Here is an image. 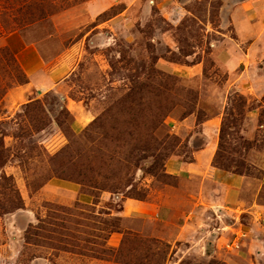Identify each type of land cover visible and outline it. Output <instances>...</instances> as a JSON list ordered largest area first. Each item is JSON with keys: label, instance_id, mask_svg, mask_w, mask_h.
Instances as JSON below:
<instances>
[{"label": "rangeland", "instance_id": "rangeland-1", "mask_svg": "<svg viewBox=\"0 0 264 264\" xmlns=\"http://www.w3.org/2000/svg\"><path fill=\"white\" fill-rule=\"evenodd\" d=\"M88 1L0 0V264H246L252 232L220 248L200 240L217 227L211 210L196 213L211 226L176 241L200 190L212 203L218 187L172 173L170 162L191 163L190 139L199 147L200 125L218 117L205 178L217 167L243 175V209L264 207V15L250 17L242 42L226 0H135L110 24L124 6L92 17ZM10 40L29 47L40 81L60 59L71 69L83 60L65 80H37L7 115L10 92L32 83L25 68H34ZM230 51L236 65L225 66ZM139 205L170 207L171 220ZM262 245L251 264H264Z\"/></svg>", "mask_w": 264, "mask_h": 264}, {"label": "crops", "instance_id": "crops-1", "mask_svg": "<svg viewBox=\"0 0 264 264\" xmlns=\"http://www.w3.org/2000/svg\"><path fill=\"white\" fill-rule=\"evenodd\" d=\"M135 0H89L87 3V9L92 17H96L100 15V13L109 8H112L115 4H122L124 6L123 11L121 14H119L117 17H115L113 20L108 22L107 24L112 23V21H115L116 19H120L124 16H126L130 11H132V7H136L137 4L134 3ZM230 1V2H228ZM262 0H226V5L223 6L222 12L224 14H227L228 17H233L237 14L235 19L230 20L229 24H240V28L244 26V30L240 31V38L242 42H245V39L251 36L249 35V32H247V26L248 24H251V16L258 17L259 15H264V10L262 9L264 4L261 2ZM236 12V14H235ZM243 14V15H241ZM240 16H244L246 18L245 23L241 22ZM229 19V18H228ZM240 22V23H239ZM248 23V24H247ZM238 27V26H237ZM253 30H251L252 32ZM8 47L12 50V52L15 53L16 58L21 62L22 60L30 61V64L34 66L32 67L31 71H28V68H25L26 73H30V76H27L30 80L32 79V83L28 84L25 87L19 88V90H13L10 92L9 97H13V101L11 102L12 105H10L8 108L9 110L6 112L7 115L12 114V111L14 109L15 102H17V98L19 96H28L32 92H34L33 87H37V80L40 81L37 74L41 72V68L36 66H39L38 61L36 58L28 54V49H26L20 44V42L16 41H8L7 42ZM24 50L27 53V56H22V53ZM234 51L227 52L228 57L226 60L225 55L222 57V64L225 66L229 65H236L235 63V56ZM25 53V54H26ZM20 57H23L20 59ZM60 64L54 68L49 76H45V80H41L40 84L41 86L47 83L49 80L53 83L65 80L68 78V76H72L77 69V65L81 63L83 60V54H80L78 57V60L76 61L75 67L70 68V64L68 61L60 59ZM29 63V62H28ZM234 67V66H233ZM192 71H197V73H201V68L199 66H195L191 69ZM44 77V76H43ZM36 82H35V81ZM240 81L239 83H241ZM237 86V89H243L245 90L247 85L246 84H239ZM240 85V86H239ZM249 86V85H248ZM76 122V126H77ZM79 125V124H78ZM221 121L216 118H210L204 123L200 125V146L196 147L195 143L193 142L194 137L190 139V146L194 149L192 152V162L186 163L180 160H175L174 162H170V167L172 173L176 175H185L186 178H194L199 177L202 181V187L205 184H215L218 187V200L212 203H208L207 201L202 200L203 195V189L200 190V197L197 198V201L193 203V206L190 210V212L187 214L185 219L179 224L180 232L178 233L176 237V241H183L185 243L191 241V238L189 237V234L192 233L190 229H194V231L198 228L200 225H208L211 226L212 224L210 222H206L205 220L201 219L202 224L197 225L196 222H198V219L196 215L197 211L201 212L203 214L208 211H212L213 213H216V216L213 215L214 219L213 221L216 222L215 225L217 226L215 229H207L204 233L201 234V241H208L213 240V242L217 243L218 248H220V244L222 241H229L231 239H234V234L238 231H247L251 238L249 242H245L244 246L247 250V253L244 257H242V261L246 262V264H251L250 261H252V255L254 254V250L261 248V245L263 244L264 240V222L262 223L264 219V207L263 206H255L251 205L247 207L246 209H243V195H244V189L247 186V180L246 177L240 174H235L229 171H225L218 168H213L210 172L208 178H205V173H208V168H210L213 159L216 155V151L218 148V137H219V129H220ZM212 168V167H211ZM137 210H144L148 215H151L152 217L156 215L157 219H160L161 216L166 220H171L173 210L170 207L163 208L162 206L158 207L157 209L151 208L149 205H139L136 206ZM247 212L250 215V221L246 225L245 223H241V213ZM151 217V219H152ZM154 218V217H153ZM240 221V224H239ZM213 230V231H212ZM257 236V238H256ZM212 237V238H210ZM256 239V241L254 240ZM208 244L210 245L211 242ZM263 246V245H262ZM259 258L264 257V248L260 251V254L258 255ZM227 263L229 264H241L238 259H230L227 260Z\"/></svg>", "mask_w": 264, "mask_h": 264}, {"label": "trees", "instance_id": "trees-1", "mask_svg": "<svg viewBox=\"0 0 264 264\" xmlns=\"http://www.w3.org/2000/svg\"><path fill=\"white\" fill-rule=\"evenodd\" d=\"M28 83V80L26 81V84ZM218 168V167H217ZM225 171H228V170H225ZM235 174H238V173H235Z\"/></svg>", "mask_w": 264, "mask_h": 264}, {"label": "built area", "instance_id": "built-area-1", "mask_svg": "<svg viewBox=\"0 0 264 264\" xmlns=\"http://www.w3.org/2000/svg\"><path fill=\"white\" fill-rule=\"evenodd\" d=\"M232 246H236V244L232 245ZM228 248H231V246H228Z\"/></svg>", "mask_w": 264, "mask_h": 264}]
</instances>
